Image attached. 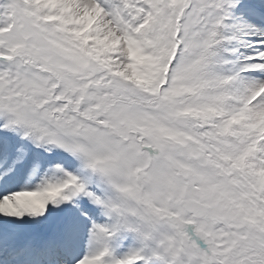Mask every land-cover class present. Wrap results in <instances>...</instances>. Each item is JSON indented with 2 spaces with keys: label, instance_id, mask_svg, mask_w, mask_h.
<instances>
[{
  "label": "snow or ice",
  "instance_id": "obj_1",
  "mask_svg": "<svg viewBox=\"0 0 264 264\" xmlns=\"http://www.w3.org/2000/svg\"><path fill=\"white\" fill-rule=\"evenodd\" d=\"M0 264H264V0H0Z\"/></svg>",
  "mask_w": 264,
  "mask_h": 264
}]
</instances>
